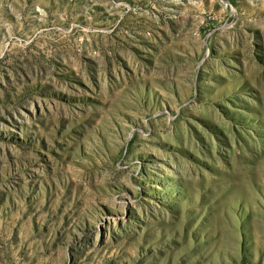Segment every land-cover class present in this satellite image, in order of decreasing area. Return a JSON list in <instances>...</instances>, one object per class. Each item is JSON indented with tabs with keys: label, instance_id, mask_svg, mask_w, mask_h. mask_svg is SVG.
<instances>
[{
	"label": "rangeland",
	"instance_id": "obj_1",
	"mask_svg": "<svg viewBox=\"0 0 264 264\" xmlns=\"http://www.w3.org/2000/svg\"><path fill=\"white\" fill-rule=\"evenodd\" d=\"M0 264H264V0H0Z\"/></svg>",
	"mask_w": 264,
	"mask_h": 264
}]
</instances>
